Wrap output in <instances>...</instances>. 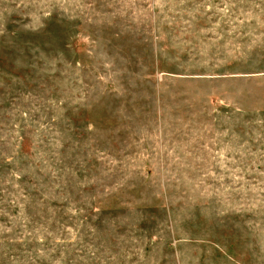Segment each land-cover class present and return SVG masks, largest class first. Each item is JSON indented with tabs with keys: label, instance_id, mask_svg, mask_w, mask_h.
I'll return each instance as SVG.
<instances>
[{
	"label": "rangeland",
	"instance_id": "obj_1",
	"mask_svg": "<svg viewBox=\"0 0 264 264\" xmlns=\"http://www.w3.org/2000/svg\"><path fill=\"white\" fill-rule=\"evenodd\" d=\"M0 264H264V0H0Z\"/></svg>",
	"mask_w": 264,
	"mask_h": 264
}]
</instances>
